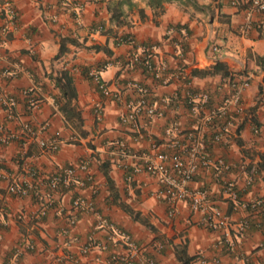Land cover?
Segmentation results:
<instances>
[{
  "label": "crops",
  "instance_id": "1",
  "mask_svg": "<svg viewBox=\"0 0 264 264\" xmlns=\"http://www.w3.org/2000/svg\"><path fill=\"white\" fill-rule=\"evenodd\" d=\"M106 1L0 0V264H145V257L156 264H178L172 243L184 244L186 253L194 256L193 264L201 260L214 264V258L220 264H264V70L256 60L264 55V11H253L249 27L240 32L250 0L163 1L158 14L146 0H131L130 6L123 5L126 23L115 25ZM6 4L14 12L12 18ZM99 23L113 29L101 32L95 28ZM4 26L7 30L2 31ZM113 31L127 33L131 41L115 43ZM60 34L111 50L107 55L69 43L57 62L67 68L76 88L75 104L85 131L77 141L69 140L76 128L58 110L56 90L48 77L52 63L56 64L52 56ZM133 53L154 66L163 64V72L181 68L189 76L192 67L204 68L220 60L230 74L248 77L240 97L244 109L230 112V132L222 143L210 140L215 119L207 123L209 156H221L234 166L218 174L212 165L199 168L188 182L205 190L208 201L228 215V225L207 227L201 220L203 212L192 210L182 199L169 215L167 203L154 195L159 186L154 176L137 171L126 178L141 160L139 155L167 149L171 137L163 129L169 120L178 121L180 134L199 125L197 114L182 99L160 100L172 92L181 94L183 81L171 78L157 83L141 64L131 62ZM103 60L98 79L117 91L119 100L103 94L98 82L82 71L85 65ZM187 80L191 89L209 93L207 106L219 102L218 75ZM132 83L149 90L162 115L148 123L142 118L120 120L125 100L136 94ZM9 96L14 102L8 105L4 101ZM2 134L9 139L3 141ZM55 135L63 140L55 151L39 145V140ZM119 140L126 143L128 155L118 154ZM103 159L114 181V197L108 194L98 165ZM81 160L88 161L87 168L75 170L65 188L53 190L46 184L53 172ZM244 170L252 172L250 184L244 185ZM228 178L235 180V203L221 188ZM11 181L25 187V192L8 190ZM75 194L90 200L98 214L75 211L71 206ZM254 198L260 204L252 208L246 203ZM117 202L138 210L153 229L133 220ZM72 215L75 219L69 224ZM101 217L106 224L99 223ZM89 236L95 244L85 248Z\"/></svg>",
  "mask_w": 264,
  "mask_h": 264
},
{
  "label": "built area",
  "instance_id": "2",
  "mask_svg": "<svg viewBox=\"0 0 264 264\" xmlns=\"http://www.w3.org/2000/svg\"><path fill=\"white\" fill-rule=\"evenodd\" d=\"M7 11L12 18L14 12L8 4H6ZM264 11V0H250L249 6L245 9V19L240 23L238 30L244 32L250 25L251 14L253 11ZM97 30H100V25H95ZM7 30L6 27H2V31ZM119 42H130V35L124 37L118 36ZM118 42V43H119ZM216 46H212V49L216 50ZM132 63L141 64L142 68L149 72L150 77L157 83H166L171 78L180 79L183 81L184 90L181 94L178 92H172L171 94L160 98L163 101H179L183 100V103L188 106L190 111L196 113L198 116V124L194 127V130L184 131L178 133V121L171 119L164 127L165 135L171 137L168 141V147L166 150H159L152 154L139 155L140 161L134 164L133 170L126 174V178H131L132 173L137 171H144L154 176L159 182V186L155 189L154 195L167 203V213L169 215L175 212V203L177 200H184L188 203L192 210H199L203 212L201 220L209 228H218L226 226L229 223V217L219 207L213 203H210L206 197L204 189L198 187H191L188 182L192 179L194 173L199 169L212 165L218 172L227 171L231 169L234 164L230 161H226L221 156L211 158L206 149L205 136L208 129V121L215 119L213 130L210 133V140L215 143H222L226 139V135L230 132V125L232 124L229 118L230 112L234 114L242 113L244 107L240 101L242 91L248 86V77H238L232 75L228 81L220 83L217 88L221 91V98L219 102L212 107L207 106L209 101V93L205 90H193L189 87L187 75L180 68L172 72H163V64L154 66L147 58H140L139 53H133L130 56ZM104 67V65H103ZM98 69L91 66L88 69V74L91 75L98 82V87L102 93L111 96L114 100L121 98L117 91H110L106 88L105 83L98 79ZM135 88V97L129 100H125V111L119 114V118L123 122H135L138 118H142L145 123L151 120V117L162 115V110L156 105L155 100L151 97L149 90L139 84L132 83ZM5 104H12L14 99L7 97L4 101ZM204 110V111H203ZM203 111V112H202ZM1 129V127H0ZM1 139L6 141L9 136L5 134L1 135ZM80 139V135L74 132L69 136L70 141H77ZM63 142L62 138L55 135L50 136L46 140H39V145L43 149L49 151H55L59 145ZM116 150L121 156L129 154L126 143L123 140H119L116 143ZM264 165V159L261 161ZM88 161L81 160L76 165L64 166L61 169L53 172L46 180V184L53 190H61L65 188L70 181V177L75 170H85L87 168ZM117 164L126 168V164L123 161H118ZM243 182L250 184L252 180V172L244 170ZM82 183V182H81ZM221 188L226 198L235 203L237 200L236 184L235 180L228 178L221 182ZM8 190L22 194L25 192V187L17 186L13 181L8 185ZM246 204L254 208L260 204V199L254 198L249 200ZM72 208L77 211H92L98 214L90 200L84 198L80 194H75L71 200ZM43 212V210L41 211ZM75 216L68 217V223L73 224ZM106 224L104 218L99 219V223ZM95 243L90 238L87 239L85 248L93 246ZM194 260V259H193ZM145 264H156L151 257H145L143 259ZM194 261L191 262L193 264ZM204 264L201 260L200 264ZM214 264H220L219 261L214 258ZM234 264H244V262H238Z\"/></svg>",
  "mask_w": 264,
  "mask_h": 264
},
{
  "label": "trees",
  "instance_id": "3",
  "mask_svg": "<svg viewBox=\"0 0 264 264\" xmlns=\"http://www.w3.org/2000/svg\"><path fill=\"white\" fill-rule=\"evenodd\" d=\"M163 1H172V0H146V3L153 7L154 13L158 14L162 11V2ZM190 1V0H186ZM126 4L127 6H130L131 0H107L105 3V8L108 13L109 20L113 21L115 25H120L123 23H126L125 21V11L123 9V5ZM100 31L110 33L113 29L112 27H104L103 24H100ZM173 26H178V24H174ZM127 33L122 34H116V32H112V36L115 43H118V36H126ZM75 44V45H82L86 49H93V50H102L107 55L111 54V50L106 47L105 45H100L97 43L92 44H81L79 41H77L74 37L67 35V34H60L58 37V46L55 54L52 56V61L55 60L56 64L53 65L52 63V69L48 73V77L51 80L53 88L56 90V97L55 102L57 103L58 110L63 115V118L67 121H69L72 125L75 126L76 132L80 135H84L85 131L82 128V116L81 111L76 107L75 104V97H76V88L72 81L71 75L68 72L67 68L57 64L59 58L61 55L65 53V51L68 49V44ZM256 60L258 61L261 69L264 70V55L263 56H256ZM106 60L100 61L94 65H85L82 68V71L85 75L90 76L88 74V69L91 66H94L96 69L100 70L103 65L105 64ZM213 76L218 75L220 78V82H226L229 80V78L232 76L227 70V67L224 62L220 60H215L212 64H210L208 67L204 68H198V67H192L189 71V76L187 77H193V76ZM264 81V78H263ZM261 85L259 84L258 88H260ZM264 158H262L263 160ZM99 168L102 172V174L105 177V182L107 184V187L109 188L108 194H110L112 197L116 195V190L114 188V181L111 178V175L109 173V167L106 159L100 160ZM261 167L264 169V165L261 163ZM117 205L122 207L133 220H141L142 222H145V224L150 228L153 229V226L139 217V211L135 210L129 206H127L124 202H117ZM171 248L173 251V255L175 259L177 260L178 264H191V262L194 259L193 255H188L185 250L184 244H176L172 243Z\"/></svg>",
  "mask_w": 264,
  "mask_h": 264
}]
</instances>
